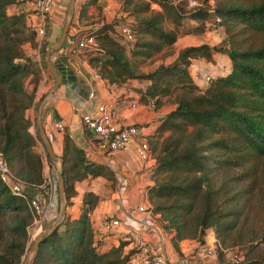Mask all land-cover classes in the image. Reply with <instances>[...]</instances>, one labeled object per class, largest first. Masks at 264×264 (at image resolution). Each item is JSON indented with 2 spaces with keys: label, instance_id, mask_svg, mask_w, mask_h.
I'll return each mask as SVG.
<instances>
[{
  "label": "trees",
  "instance_id": "trees-1",
  "mask_svg": "<svg viewBox=\"0 0 264 264\" xmlns=\"http://www.w3.org/2000/svg\"><path fill=\"white\" fill-rule=\"evenodd\" d=\"M25 1L0 0V151L10 170L31 187L44 177L42 156L32 148L34 136L24 113L41 99L33 100L39 68L23 49L24 43L33 40L35 47L37 43L33 24L27 22L32 10L25 9ZM198 1L186 9V0H134L127 13L133 19L120 20L129 26L133 39L116 30L118 37L111 35L108 23L102 24L91 32L100 50L83 57L108 82L147 81L145 90L138 89L142 101L153 98L156 107L159 98L166 97L174 105L156 125L160 140L155 144L147 140L153 155V183L145 188L147 197L163 228L172 231L174 248L182 238L203 243L205 230L210 229L219 257L230 233L249 219L236 204L240 194L251 189L249 182L245 189L239 186L244 178L240 171L243 176L259 171L264 181V0H215L213 5ZM150 2L158 8L150 7ZM8 6L15 11L8 13ZM186 19L190 24H184ZM212 27L224 29L218 43L186 45L172 61L158 63L148 72L136 71L131 56L150 57L172 45L182 30L199 34ZM241 30L258 37L257 42L246 43L244 38L238 42L235 36ZM46 31L47 24L40 52L48 43ZM214 52L226 55L229 70L204 73L210 77L197 83L198 75L188 70L190 60L209 59ZM26 79L33 83L29 90ZM60 157L66 204L75 193V181L109 173L104 164L86 158L67 133ZM260 196L264 197V191ZM97 198L98 194L84 191L79 214L64 216L42 238L30 264H127L134 252L132 247L125 248L127 240L118 239L100 250L93 239L88 212ZM31 220L25 197L10 193L0 181V264H17ZM252 250L253 245L237 262L228 264H264V256L249 254Z\"/></svg>",
  "mask_w": 264,
  "mask_h": 264
},
{
  "label": "crops",
  "instance_id": "crops-1",
  "mask_svg": "<svg viewBox=\"0 0 264 264\" xmlns=\"http://www.w3.org/2000/svg\"><path fill=\"white\" fill-rule=\"evenodd\" d=\"M57 1L59 2L54 6L55 13L51 15L52 20L47 27V38L51 37L55 29L56 24H54V20L57 19L59 15V7H61L63 0ZM24 5L25 9H30L28 0L25 1ZM131 6L132 3L128 5L124 0H74L71 24H73L76 31L80 33L84 30L96 29L98 26L105 23H111L114 15H121V17H125V19H131L132 15L127 14ZM150 7L158 8L153 2H150ZM6 10L8 13H11L15 11V7L8 6ZM29 15L27 19H29ZM217 29H220V27H212L204 31H214ZM221 35L222 33L217 35L218 37L215 42L199 43L216 44L220 40ZM178 38L179 37H176V40ZM175 41L173 43H175ZM23 49L26 53H32L34 61H36V55L39 52L36 48L31 50L27 44H24ZM50 61L60 75V82L52 93H48L51 84L48 73L46 70L39 69V79L35 84L33 96L34 101L41 97V122L44 133L53 151L57 152L56 150L62 148L63 135L67 133L74 143L82 149L86 158L105 164L111 169L113 174V187L111 186L108 194L102 197L100 196L101 192L97 189V181L103 178V176H86L74 182L73 187L75 193L70 197V203L65 204L64 216L73 218L76 217L81 210V197L84 191L90 190L98 194L96 203L88 212L90 223L93 225L103 214L113 215L147 200L148 197L145 193V188L152 184L153 180L150 171L143 172L141 170V163L135 156L132 145H129L126 149L117 150L108 155L100 154L94 149L92 136L84 131L79 119L81 107L83 106L82 108L90 109L95 103L88 101L86 97L87 92L89 90H94L98 98L117 101L119 104L117 119H125L144 125L142 131L151 144L157 143L161 138L155 134L159 119L168 110L173 108L174 105L169 102L166 97H160L158 105L151 110L146 106L145 102L153 98H148L147 101H142V99H140L141 92L139 90L143 89V83L141 81L108 82L100 76L95 77L93 76V67H91L85 59L67 53L63 48L53 50L50 54ZM197 68L204 73L212 75L223 74L229 70V60L226 55L214 52L209 59L204 57L192 58L188 66V70L192 76L196 74ZM27 79L26 87L27 89H31L33 83L30 81L28 82ZM195 81L200 83L201 79L195 77ZM136 85H139L138 87L141 88L139 90L136 89L134 87ZM127 99L137 100V107L128 108L126 105ZM24 113L31 119L33 106L26 108ZM56 122L62 124L63 128L61 130L56 128ZM42 160L43 177H51L52 167L45 158ZM115 170H117L116 173ZM120 176L125 179L126 186L124 193L117 196L116 182ZM25 191L28 195L34 194L37 192V187L27 186L25 187ZM55 204L56 199L54 196H51L50 209L52 212L55 208ZM156 216L159 217L158 214H156ZM163 232V249L170 255L176 264H220L217 257L209 258L197 251V246L200 242L196 238L179 239L176 241V248H174L171 242L172 231L163 228ZM212 240L215 241L212 231L206 229L203 236V244L214 246ZM117 241V237L113 235L109 236L105 243L98 241L99 249H106L110 245L116 244ZM129 245L128 243L125 248L129 247ZM127 264H138L134 254L128 259Z\"/></svg>",
  "mask_w": 264,
  "mask_h": 264
},
{
  "label": "built area",
  "instance_id": "built-area-1",
  "mask_svg": "<svg viewBox=\"0 0 264 264\" xmlns=\"http://www.w3.org/2000/svg\"><path fill=\"white\" fill-rule=\"evenodd\" d=\"M30 10L34 21L32 22L36 33V49L38 50L39 41L45 33L48 15H50L54 0H28ZM197 4L195 1L191 2ZM29 16V17H30ZM92 29L78 33L75 26H69L62 45L67 53L76 55L82 59L87 52L99 51L100 48ZM120 33L127 40H132L133 35L128 25L121 27ZM84 54V55H83ZM86 60V59H85ZM37 67L44 70L40 64L39 52L36 55ZM93 76L99 74L93 68ZM210 77L209 74H203L201 79L205 82ZM88 101L95 102L90 109L81 107L79 119L82 127L87 129L92 136L94 149L100 154L108 155L117 150L126 149L129 145L133 146L135 156L141 163L143 172H151L153 165V155L146 136L142 131V124L117 119L119 104L115 100H105L98 98L94 90H89L86 95ZM34 100V97H33ZM84 105V104H83ZM128 108H136L137 100H128ZM146 106L150 109L155 107L153 99L147 101ZM58 130L63 128L60 122H56ZM43 158H45L43 156ZM117 170H115V173ZM0 181L5 184L10 193L25 197V202L32 214L31 222L26 226H40V223L53 212L50 209V198L55 195L56 182L51 177H46L35 187L37 192L28 195L25 191L26 184L16 176L6 164L0 151ZM126 186L125 179L119 177L116 182V194L120 196L124 193ZM157 213L152 211L151 203L147 199L138 203L129 209L118 212L113 215L103 214L92 225L94 241L105 243L107 237L115 236L118 239H127L129 244L134 248L133 254L138 264H176L169 254L163 249V226ZM216 246H208L200 243L197 251L209 258H216ZM240 255L230 258V263L237 262Z\"/></svg>",
  "mask_w": 264,
  "mask_h": 264
},
{
  "label": "rangeland",
  "instance_id": "rangeland-1",
  "mask_svg": "<svg viewBox=\"0 0 264 264\" xmlns=\"http://www.w3.org/2000/svg\"><path fill=\"white\" fill-rule=\"evenodd\" d=\"M67 1L68 0H63L61 7H59L60 8L59 15L57 16V19L54 20V22H55L54 24H56L55 29H54L51 37H48L49 39L48 38L45 39V42H48L46 47L49 45V43L51 41H53L57 37V35L60 31V28H61V25H62V22L64 19ZM133 1L134 0H132L131 2H128L127 4L131 5V3ZM173 1H175V0H173ZM194 1L197 3L196 5L200 4V2L198 0H186V2H185L186 9L189 8L190 6H194L191 3ZM207 1H208V4L213 5L215 0H207ZM58 2L59 1L54 0L52 11H51L50 15H48V19H47V23H46L47 27L51 23V20H52L51 15L53 13H55L54 12V6ZM30 14H32V13H30ZM122 18L123 17H121V15H114L112 22H115L117 24H115V26H113V23H108L107 28L109 29V31H110L109 33L111 35L116 34V36H117L116 31L120 32L121 27L125 25V22L123 23V20L120 21ZM33 21H34V18L32 16H30L29 19H27V22H29L30 24H32ZM184 24H190V23L186 19L184 21ZM70 25L73 26V24H71V21H70L69 26ZM165 25L171 26V23L166 21ZM240 26H241V24H240ZM182 29H183V27H182ZM85 31L86 30H84L82 32H85ZM220 33H222V35H223V33H224L223 27L222 28L220 27V29H217L214 31L213 30H206V31L202 32L201 34L199 33L198 35L192 34V32L187 31V30H184V31L182 30L177 35V37H179V38L172 45L162 48L161 50L152 54L150 57H146V58L141 59V58H138L136 56H131V59L134 62V67H135L136 71L148 72V71L152 70L158 63H168V62L172 61L176 57L178 49L181 46L186 45V44H198L199 42H215L217 40V37H218L217 35L218 34L220 35ZM250 33L251 32H249L248 30H241L240 32H238L236 34L235 37L237 38L238 42H240L244 38L243 41L246 43H256L258 40V37L253 36V35H249ZM46 37H47V35L45 34V38ZM24 44H27L29 46V48H31V50L34 49V47H35L33 45L34 44L33 40L30 42L24 43ZM39 44H40V41H39ZM43 51L42 52L39 51L40 59L42 60V61L40 60L41 65L44 64V62H43ZM128 56H130L129 53H128ZM32 59L34 60L33 54H32ZM44 68H45L44 70H46L48 73L50 82L52 83L51 74L46 69L45 65H44ZM197 69L198 70L195 72L196 74H194V75H196V76L198 75V77L201 79V76H203L204 72L202 70H199V68H197ZM139 81H141V80H139ZM141 82L143 83V89L142 90H145L147 81L143 80ZM24 83L27 86V81H25ZM138 86L139 85H136L134 87L136 89H140L141 87H138ZM40 100L37 102L36 106L33 107L32 117H31V119H29L30 120L29 130L32 133V135L34 136V145L32 147L33 150L38 152L42 156V159L44 156L45 159L48 160L47 156L44 155V153H45L44 146L40 140V137L38 134V128L36 125V114H37V109H38V105L40 103ZM127 101H128V99H127ZM151 110H153V109H151ZM40 117H41V110H40ZM143 126L144 125H142V127ZM56 151L57 152H55V153L58 156H61L62 148L60 150H56ZM48 163L52 167L51 178L53 181L56 182L58 165H57V163H53L51 160ZM105 168L109 172L105 176L106 178L103 177L101 179H98V181H97V189H98V191L101 192L100 196H102V197L110 192L111 186L113 187L112 171L106 165H105ZM238 170H240V169H238ZM242 172L243 171H240V175L244 178H242V181L239 184V186L245 189L246 188L245 184L249 182V184H251V189L248 190L246 194L241 193L236 204L238 205V208L242 207V209H243L242 213H246L249 216V219L247 220L248 223L243 222V225L239 226L238 229H236L237 231H232L230 233L231 238H228V240L226 241V246L223 247L221 250L220 256L219 257L217 256V260L220 262V264H228L230 262L231 257H233L235 255H240V256L243 255L244 251H247V248H249V246H251V245H253V250L249 254H251L255 257H258L260 255L264 256V253H263V251H264V239L261 238V230L263 227V218H264V205H263L264 204V197L260 196L261 191H264V181L260 180L259 171L256 173H253V174L246 175V176H243ZM145 193H146V189H145ZM146 195H147V193H146ZM54 197L56 199V204H55V208L53 210V213L51 215L47 216L40 223V226H33L32 225L28 228L27 240L25 241L24 250L20 254L19 261L17 262V264H23V262L25 260L28 263L29 262L31 263L35 253L33 254L29 251V245H30L31 241L33 240L34 235L36 233H38L39 231H41L44 227L48 226L50 223V220L54 218V216L56 214V210H57V190L55 192ZM248 199H249V201H248ZM245 202H246V206H244ZM65 204H66V199H65ZM249 204H251V206H249ZM28 210H29V208H28ZM235 239H241V240L236 241V243H235V241H234ZM123 240H127V239H123ZM127 241L129 242V240H127ZM212 243H213V245H216V241H213ZM129 247H132V245H129Z\"/></svg>",
  "mask_w": 264,
  "mask_h": 264
},
{
  "label": "water",
  "instance_id": "water-1",
  "mask_svg": "<svg viewBox=\"0 0 264 264\" xmlns=\"http://www.w3.org/2000/svg\"><path fill=\"white\" fill-rule=\"evenodd\" d=\"M74 0H68L64 19L60 28V31L57 37L49 43V45L43 51V62L46 69L49 71L52 77V83L48 89V93H52L60 82V75L56 71L54 65L50 61V54L53 50L58 49L66 36L73 12ZM42 102L39 103L37 114H36V125L38 128V134L40 140L44 146V151L47 157L53 162L57 163L58 171H57V180H56V189H57V210L56 214L53 219L50 220L48 226L44 227L41 231L36 233L33 237L29 245V251L31 253H35L38 243L42 240L44 236L49 234L52 230H54L62 221L65 214V199H64V185H63V178H62V158L58 156L52 149L51 144L44 133L41 117H40V110H41ZM23 264H30L26 260Z\"/></svg>",
  "mask_w": 264,
  "mask_h": 264
}]
</instances>
